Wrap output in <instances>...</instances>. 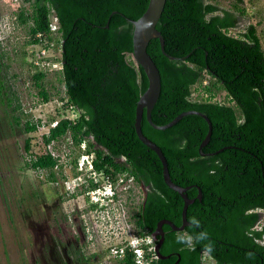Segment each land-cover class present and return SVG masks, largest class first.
<instances>
[{"label": "trees", "instance_id": "1", "mask_svg": "<svg viewBox=\"0 0 264 264\" xmlns=\"http://www.w3.org/2000/svg\"><path fill=\"white\" fill-rule=\"evenodd\" d=\"M23 1H30L32 8L28 44L39 42L33 38L36 32L50 39L48 7L55 12L58 75L64 93L60 99L76 111L74 118H59L49 126L42 142L46 145L67 134L73 144L84 143V152H92L96 171L113 180L123 174L142 187L144 197L131 215L138 234L152 233L160 219L179 225L182 199L164 184L156 154L138 140L133 128L135 103L147 81L133 59L132 26L126 18L139 17L148 0ZM213 1L165 0L155 28L162 36L164 52L176 59L161 53L156 38L146 44L160 78L151 121L162 125L181 111L197 110L211 123L201 151L222 148L213 155L198 154L207 125L197 115H185L159 130L142 113L141 133L161 150L171 181L192 185L185 191L192 199L185 210L188 224L180 231L161 225L163 240L158 250L169 256L155 264H173L176 254L175 264H202L203 254L214 264H264V225L255 228L258 210H264V51L252 24L229 34L237 28L239 17ZM17 18L19 23L27 19L23 11ZM202 70L214 80L203 88L206 97L192 100L190 88ZM32 76L38 81L43 73ZM218 90L228 103L212 100ZM39 95L46 100L44 91ZM23 129L30 132L35 125L27 121ZM29 146L25 139L23 149L28 151ZM31 156L27 167L48 170L54 179L56 158L49 153ZM193 185L200 189L199 198ZM192 217L201 224L196 231L209 234L210 254L204 251L207 241L192 249L176 242L177 233L193 231Z\"/></svg>", "mask_w": 264, "mask_h": 264}, {"label": "rangeland", "instance_id": "2", "mask_svg": "<svg viewBox=\"0 0 264 264\" xmlns=\"http://www.w3.org/2000/svg\"><path fill=\"white\" fill-rule=\"evenodd\" d=\"M213 3L238 15V26L229 34L252 24L264 51V0ZM31 10L30 1L0 0V264H82L80 249L85 246V252L90 253L95 248L88 246L83 237L78 247L74 246L77 221L73 218L86 216L89 207L84 191L76 188L69 193L63 181L77 174L73 161L84 150L67 134L46 145L42 142L49 124L70 117V112L60 99L64 93L58 70L41 65L33 68L29 62L31 52L38 49L27 43ZM20 11L27 17L22 23L17 18ZM50 49L45 51L46 56L55 53V48ZM37 72L43 77L35 81L32 75ZM41 90L46 100L39 95ZM214 98L224 99L223 92L218 90ZM27 121L35 125L33 131H24ZM25 139L29 140L28 151L23 149ZM49 150L57 158L52 168L54 179L49 178L48 170L27 167L31 155ZM123 185L126 188L119 190V196L131 216L140 204L143 189L130 178H125ZM258 212L255 228L264 225V210ZM202 264L214 263L204 256Z\"/></svg>", "mask_w": 264, "mask_h": 264}, {"label": "built area", "instance_id": "3", "mask_svg": "<svg viewBox=\"0 0 264 264\" xmlns=\"http://www.w3.org/2000/svg\"><path fill=\"white\" fill-rule=\"evenodd\" d=\"M47 20L50 39L42 37L39 32L33 35V38L38 39L40 43H29L38 48L31 52L29 62L33 68L41 65L49 70L56 68L53 70L59 71L61 68L59 25L55 12L50 7H48ZM29 39L30 36L28 35ZM50 48H55V53L46 56L45 51L51 50ZM213 80L214 78L210 74L202 70L198 80L190 88V99L206 97L207 93L204 92L203 88ZM212 100L228 103L227 100L214 97ZM66 109L70 112V117H64L74 118L76 114L74 108L71 105H66ZM56 121H52L49 125L54 126ZM78 146L82 150L85 148L83 142ZM46 153L54 157L52 151L49 150ZM92 159V152L79 154L74 159V169L77 174L71 179L63 181V187L69 193H74L76 188L84 191L83 196L89 207V210L85 212L86 216L79 214L80 217L77 218L80 233L76 229L77 225L74 230L75 235L77 234L79 238L83 237L88 246L95 248L90 253L85 252L83 244L85 242L83 241L84 249H80L81 254L78 253L82 264H155L158 259L155 253L156 241L154 239L151 244L147 242L148 237H153L152 233L142 232L138 234L136 232V228L133 226V218L125 210V201H123V197L121 199L119 196V190L126 188L123 185L124 175H117V179L113 180L109 175L96 171L92 166ZM56 165L57 158L54 167ZM117 184H120L118 189ZM204 256L206 255L203 254L202 259Z\"/></svg>", "mask_w": 264, "mask_h": 264}, {"label": "water", "instance_id": "4", "mask_svg": "<svg viewBox=\"0 0 264 264\" xmlns=\"http://www.w3.org/2000/svg\"><path fill=\"white\" fill-rule=\"evenodd\" d=\"M165 0H148L147 5L144 9V11L141 13L139 17L136 19H128L126 20L131 23L132 26V31H131V45H132V55L134 61L141 67L145 77H146V88L144 91L139 95L136 103H135V108H134V119H133V128L134 132L138 138V140L144 144L147 148L152 150L161 165V177L164 182V184L172 189L173 191L177 192L178 195L182 199V206H181V211H180V224L179 225H174L170 221L166 219H160L156 222L155 229L152 232V236L155 239V253L157 255L158 259H163L168 257L169 255H161L159 253V246L163 240V232L161 229V225L163 223L167 224L172 230L175 231H180L188 224V222L185 219V210L187 205L192 201V199H189L185 191L192 185L188 186H180L175 184L174 182L171 181L167 166H166V161L165 158L159 149V147L154 144L151 140L146 138L140 130V120L142 117V113L144 112V117L147 123L154 129H165L169 126H172L174 123H176L181 117L188 115V114H193L201 117L207 125V130L200 141L197 151L198 154L200 155H213L220 151L222 148L217 149L213 152H208V153H203L201 151V147L208 141L209 136H210V130H211V123L209 119L201 112L197 110H185L181 111L178 114H176L172 119H170L168 122L162 124V125H156L154 124L151 119H150V111L152 106L154 105L158 94L160 90V78H159V73L158 70L151 60L150 56L146 52V44L149 39L151 38H156L159 43V48L160 51L163 55H165L168 59H176L175 57L168 55L164 52L163 50V39L159 31L155 28V24L161 14L163 5H164ZM115 13V11H113ZM195 186V185H193ZM197 189V198L200 197V189L195 186ZM177 259L174 261L173 264H175L178 260V254H176Z\"/></svg>", "mask_w": 264, "mask_h": 264}, {"label": "clouds", "instance_id": "5", "mask_svg": "<svg viewBox=\"0 0 264 264\" xmlns=\"http://www.w3.org/2000/svg\"><path fill=\"white\" fill-rule=\"evenodd\" d=\"M190 225L192 226L193 231H182L177 233L176 242L192 249L197 244H201L202 242L207 241V243H204V251L210 254L213 251V246L212 242L209 239L208 232L206 230L196 231L197 229L201 228L200 221L196 217L190 218ZM153 241L154 237L147 238V242L149 244L153 243Z\"/></svg>", "mask_w": 264, "mask_h": 264}, {"label": "flooded vegetation", "instance_id": "6", "mask_svg": "<svg viewBox=\"0 0 264 264\" xmlns=\"http://www.w3.org/2000/svg\"><path fill=\"white\" fill-rule=\"evenodd\" d=\"M143 189V188H142ZM144 194H145V192H144V189H143V192H142V198H141V201H142V199H143V197H144ZM140 201V202H141ZM76 219V221H77V217L76 218H73V220H75ZM79 226H78V222H77V227H76V229H77V231L79 232ZM80 233V232H79ZM72 241H73V243H74V246H76L77 245V247H78V244L80 243V241H81V239L79 238V236L76 234V235H74V232H73V238H72ZM162 243V242H161ZM160 246H161V244H160ZM160 246H159V248H160ZM78 250V249H77Z\"/></svg>", "mask_w": 264, "mask_h": 264}]
</instances>
